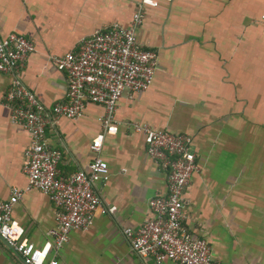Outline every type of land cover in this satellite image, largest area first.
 Masks as SVG:
<instances>
[{
	"label": "crops",
	"instance_id": "1",
	"mask_svg": "<svg viewBox=\"0 0 264 264\" xmlns=\"http://www.w3.org/2000/svg\"><path fill=\"white\" fill-rule=\"evenodd\" d=\"M141 0H0V35L30 37L36 50L23 70L26 85L47 105L66 100L69 80L52 55L76 49L97 28L130 25ZM264 0H161L148 7L138 37L160 66L151 87L126 91L118 132L104 134L99 156L109 166L97 189L111 213L71 232L60 264H159L143 259L124 235L153 216L150 200L168 192L167 172L147 153L133 123L193 137L200 170L185 192L184 223L205 238L217 264H264ZM12 75L0 73V199L26 190L30 132L14 124L5 103ZM104 107L88 102L78 119L60 117L48 144L63 152V177L87 170L103 134ZM55 202L26 190L13 210L24 237L43 246L57 227ZM0 264H26L0 236ZM161 264H179L169 259Z\"/></svg>",
	"mask_w": 264,
	"mask_h": 264
},
{
	"label": "built area",
	"instance_id": "2",
	"mask_svg": "<svg viewBox=\"0 0 264 264\" xmlns=\"http://www.w3.org/2000/svg\"><path fill=\"white\" fill-rule=\"evenodd\" d=\"M161 0H141L130 25L118 22L97 28L80 45L66 54L52 55L57 68L69 80L66 100L47 106L24 82L23 70L36 50L34 41L18 32L0 35V73L12 75L4 99L14 124L27 129L31 144L26 150V190L40 189L58 207L53 238L43 246L24 237V229L14 219L13 210L26 190L14 188L9 199H0V233L24 258L26 264H60V252L76 229H88L97 213L113 212L103 206L97 189L108 179V163L99 156L104 134L118 132L116 117L126 91L142 93L154 82L160 62L155 50L145 47L138 37L148 7H159ZM264 23V14L261 16ZM104 107L103 134L94 139L97 155L87 170L63 177L59 168L62 150L53 148L46 138L47 128L60 117L78 119L87 103ZM145 137L148 155L167 172L168 192L150 200L153 216L138 228L125 227L124 235L133 251L143 259L161 264L169 259L179 264H217L205 238L195 236L185 225V192L192 175L200 170L193 137L185 133L157 130L147 123H133Z\"/></svg>",
	"mask_w": 264,
	"mask_h": 264
},
{
	"label": "water",
	"instance_id": "3",
	"mask_svg": "<svg viewBox=\"0 0 264 264\" xmlns=\"http://www.w3.org/2000/svg\"><path fill=\"white\" fill-rule=\"evenodd\" d=\"M0 236L2 237V239H4V241L5 242H7L6 241V239L1 235V233H0ZM8 243V242H7ZM9 244V243H8ZM10 245V244H9ZM13 249H15L12 245H10ZM21 257H22V255L19 253V252H17ZM22 259L24 260V258L22 257Z\"/></svg>",
	"mask_w": 264,
	"mask_h": 264
}]
</instances>
